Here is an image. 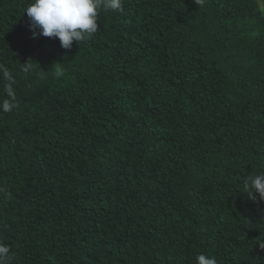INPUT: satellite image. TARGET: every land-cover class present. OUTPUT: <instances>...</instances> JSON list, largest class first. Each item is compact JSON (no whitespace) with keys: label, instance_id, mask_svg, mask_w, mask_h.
<instances>
[{"label":"trees","instance_id":"trees-1","mask_svg":"<svg viewBox=\"0 0 264 264\" xmlns=\"http://www.w3.org/2000/svg\"><path fill=\"white\" fill-rule=\"evenodd\" d=\"M30 2L0 0L12 264H264V0H124L70 50Z\"/></svg>","mask_w":264,"mask_h":264},{"label":"clouds","instance_id":"clouds-1","mask_svg":"<svg viewBox=\"0 0 264 264\" xmlns=\"http://www.w3.org/2000/svg\"><path fill=\"white\" fill-rule=\"evenodd\" d=\"M200 2L203 3L204 0ZM101 10L122 13L124 0H31L24 13L29 18V30L33 39L40 36L58 38L61 47L70 50L73 41L78 44L86 42L98 32L97 21ZM30 63L25 64L26 71ZM3 71L5 78L11 79L7 70ZM55 75L62 77L63 70H57ZM9 96L14 99L11 90ZM13 99L0 103V110L10 111L14 107ZM242 188L250 200L255 201L257 196L264 200V170L243 178ZM260 247L264 248V244H260ZM13 259L14 253L9 246L0 243V264H12ZM195 264L219 262L214 255L200 253L195 258Z\"/></svg>","mask_w":264,"mask_h":264}]
</instances>
